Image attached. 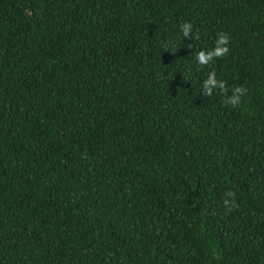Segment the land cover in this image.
<instances>
[{"label": "trees", "instance_id": "1", "mask_svg": "<svg viewBox=\"0 0 264 264\" xmlns=\"http://www.w3.org/2000/svg\"><path fill=\"white\" fill-rule=\"evenodd\" d=\"M0 264H264V0H0Z\"/></svg>", "mask_w": 264, "mask_h": 264}, {"label": "clouds", "instance_id": "2", "mask_svg": "<svg viewBox=\"0 0 264 264\" xmlns=\"http://www.w3.org/2000/svg\"><path fill=\"white\" fill-rule=\"evenodd\" d=\"M181 31L183 33L184 37L192 35V38L199 39L198 34H193V25L190 22H186L183 25H181ZM229 37L225 33H220L218 35V39L215 42V47L211 50H201L197 54V62L200 65H208L210 64L215 58L223 57L227 55L230 51L228 44H229ZM165 48L167 50H170L171 52L175 53L174 51V45L166 44ZM218 89L225 97V103L228 105H231L232 107H237L241 104L242 98L247 94L248 89L243 86L234 87L231 90V95H228V88L226 86V82L223 80L217 79L215 71H212L208 74L207 79L203 83V95L204 96H211L213 94V90ZM226 196L234 197L235 193L232 191H229L226 193ZM224 205L231 210V208L234 206V204L230 203L228 199L224 200Z\"/></svg>", "mask_w": 264, "mask_h": 264}]
</instances>
